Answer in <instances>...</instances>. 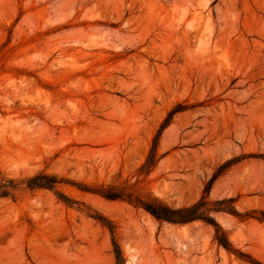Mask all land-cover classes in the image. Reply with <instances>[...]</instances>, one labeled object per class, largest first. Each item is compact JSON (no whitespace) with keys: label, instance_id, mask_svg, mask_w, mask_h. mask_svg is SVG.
Listing matches in <instances>:
<instances>
[{"label":"rangeland","instance_id":"1","mask_svg":"<svg viewBox=\"0 0 264 264\" xmlns=\"http://www.w3.org/2000/svg\"><path fill=\"white\" fill-rule=\"evenodd\" d=\"M41 171L0 198V264H115L95 213L124 264H264V0H0V172ZM202 196L235 252L135 205Z\"/></svg>","mask_w":264,"mask_h":264},{"label":"trees","instance_id":"2","mask_svg":"<svg viewBox=\"0 0 264 264\" xmlns=\"http://www.w3.org/2000/svg\"><path fill=\"white\" fill-rule=\"evenodd\" d=\"M60 183V180L46 172H38L37 174L25 179V180H15L11 178H6L0 172V198H14L16 191H18L21 186H25L29 189H55L56 186ZM82 191H87L91 193H97L107 199H123L116 192H112L107 188H102V190L96 192L89 189L79 188ZM62 195V194H61ZM64 197L66 203H75L74 201ZM128 201H131L130 199ZM232 199H223L217 201V203H232ZM136 206L143 208L146 212L151 214L159 222H166L173 225H182L186 223H191L194 221H204L208 224H211L214 227L215 231V240L218 245L225 248L228 252H232L231 244L227 239L222 228L215 222L211 216L212 212L227 211L234 215H238L234 208L222 209L218 207L209 208L207 207V200L205 196H202L201 199L189 206H180L178 208H171L165 203L159 201L156 198H150L148 200H138L135 203ZM102 225L108 228L113 245V253L115 258V264H124L125 258L121 251L119 244L115 239L114 226L113 223L108 220L105 216L95 213L91 216ZM250 216H247V218ZM264 220V217L258 218ZM235 252V251H234ZM237 255H241L240 253Z\"/></svg>","mask_w":264,"mask_h":264}]
</instances>
